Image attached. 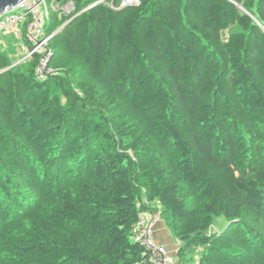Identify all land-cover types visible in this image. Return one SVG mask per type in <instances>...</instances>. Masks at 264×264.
I'll return each mask as SVG.
<instances>
[{
  "label": "trees",
  "instance_id": "trees-1",
  "mask_svg": "<svg viewBox=\"0 0 264 264\" xmlns=\"http://www.w3.org/2000/svg\"><path fill=\"white\" fill-rule=\"evenodd\" d=\"M72 1L45 79L0 45V264H151L146 211L189 264H264V0Z\"/></svg>",
  "mask_w": 264,
  "mask_h": 264
},
{
  "label": "built area",
  "instance_id": "built-area-1",
  "mask_svg": "<svg viewBox=\"0 0 264 264\" xmlns=\"http://www.w3.org/2000/svg\"><path fill=\"white\" fill-rule=\"evenodd\" d=\"M104 1L108 0H96L89 7ZM108 3L113 8H122L138 5L140 0H119L118 6H114L113 0H109ZM74 7L75 3L72 0H22L16 7L9 9L0 17V32L14 26L22 28L25 42L29 47L27 58H32L35 54L38 57L34 70L36 78L45 79L54 72V68L50 65L52 49L49 42L58 29L51 34L46 33V23L50 14L68 15L74 12ZM144 213L134 225L133 240L147 250L151 264H188L185 260L178 258L176 250L172 252L165 244L155 239L153 232L154 223L158 217L157 212L150 214L148 219L143 218Z\"/></svg>",
  "mask_w": 264,
  "mask_h": 264
},
{
  "label": "rangeland",
  "instance_id": "rangeland-1",
  "mask_svg": "<svg viewBox=\"0 0 264 264\" xmlns=\"http://www.w3.org/2000/svg\"><path fill=\"white\" fill-rule=\"evenodd\" d=\"M0 45L5 50V52L13 59V63L11 66L18 64L20 62L22 63L27 62L28 60L31 59V58H27V52L29 50V47L27 46V42H25L22 28L20 26H14V27H10L8 29L2 30L0 32ZM156 212L158 214V217L155 222L161 219L159 211H156ZM154 225L156 226L155 223ZM222 225H223V221L222 222L219 221L218 223L216 222L213 229L218 231L223 227ZM155 226H154V231L156 230ZM165 227L166 226L163 222V228L165 229ZM170 240L171 241L175 240L176 242V239L171 235V233H170ZM175 242L170 243V245L173 244L172 246H170V248L167 245L165 246L173 252V250H177V245L174 246L176 244ZM199 250L200 249H195L193 253H190L188 255V257H191L190 264L191 263L196 264V261L198 260V256H199ZM186 262L189 264L188 261Z\"/></svg>",
  "mask_w": 264,
  "mask_h": 264
},
{
  "label": "crops",
  "instance_id": "crops-1",
  "mask_svg": "<svg viewBox=\"0 0 264 264\" xmlns=\"http://www.w3.org/2000/svg\"><path fill=\"white\" fill-rule=\"evenodd\" d=\"M150 214H152V212L146 211L144 213L143 218L144 219H148ZM155 224H156V226L154 225L155 228H156V230L154 231L155 239L157 240V242L165 244V245H167L170 248V246L173 245V244L170 245V243H174L175 240H173V241L170 240V232H169V230L166 227H165V229L163 228V221L161 219H159L157 222H155ZM175 243L176 244L174 246L177 245V241Z\"/></svg>",
  "mask_w": 264,
  "mask_h": 264
},
{
  "label": "water",
  "instance_id": "water-1",
  "mask_svg": "<svg viewBox=\"0 0 264 264\" xmlns=\"http://www.w3.org/2000/svg\"><path fill=\"white\" fill-rule=\"evenodd\" d=\"M21 1L22 0H0V17L4 15L9 9L16 7ZM239 7L242 8L240 5ZM62 26L59 27V29L62 28Z\"/></svg>",
  "mask_w": 264,
  "mask_h": 264
}]
</instances>
